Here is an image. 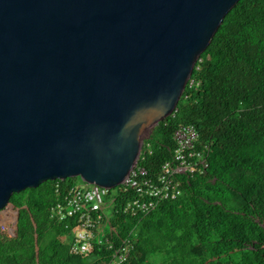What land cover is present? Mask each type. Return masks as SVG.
I'll return each instance as SVG.
<instances>
[{
  "label": "water",
  "instance_id": "95a60500",
  "mask_svg": "<svg viewBox=\"0 0 264 264\" xmlns=\"http://www.w3.org/2000/svg\"><path fill=\"white\" fill-rule=\"evenodd\" d=\"M238 1L0 0V210L48 180L121 184Z\"/></svg>",
  "mask_w": 264,
  "mask_h": 264
},
{
  "label": "trees",
  "instance_id": "16d2710c",
  "mask_svg": "<svg viewBox=\"0 0 264 264\" xmlns=\"http://www.w3.org/2000/svg\"><path fill=\"white\" fill-rule=\"evenodd\" d=\"M181 124L210 144L209 178L185 180L178 200L147 215H114L112 233L133 245L125 264H264V0H239L228 12L175 112L145 139L139 164L151 174L171 158ZM73 180L11 196L19 234L0 232V264L103 263L102 251L71 254V231L49 218L56 184Z\"/></svg>",
  "mask_w": 264,
  "mask_h": 264
},
{
  "label": "built area",
  "instance_id": "2783aa9c",
  "mask_svg": "<svg viewBox=\"0 0 264 264\" xmlns=\"http://www.w3.org/2000/svg\"><path fill=\"white\" fill-rule=\"evenodd\" d=\"M191 80L190 85L194 84ZM175 147L171 158L159 172L151 174L138 163L124 181L108 188L75 177L66 188L55 186L49 218L64 223L71 231L70 253L88 255L102 251V264H125L133 245L128 238L114 235L112 218L117 213L144 216L164 201L178 200L184 182L190 178H209L210 144L200 142L193 124H181L174 131ZM119 198H121L119 200ZM20 209L10 201L0 210V232L7 238L18 235Z\"/></svg>",
  "mask_w": 264,
  "mask_h": 264
},
{
  "label": "crops",
  "instance_id": "0c3cea01",
  "mask_svg": "<svg viewBox=\"0 0 264 264\" xmlns=\"http://www.w3.org/2000/svg\"><path fill=\"white\" fill-rule=\"evenodd\" d=\"M70 240H71V237H70ZM70 240H69V248H70ZM74 255V254H73Z\"/></svg>",
  "mask_w": 264,
  "mask_h": 264
},
{
  "label": "rangeland",
  "instance_id": "374dc122",
  "mask_svg": "<svg viewBox=\"0 0 264 264\" xmlns=\"http://www.w3.org/2000/svg\"><path fill=\"white\" fill-rule=\"evenodd\" d=\"M73 183H76V182H73Z\"/></svg>",
  "mask_w": 264,
  "mask_h": 264
}]
</instances>
